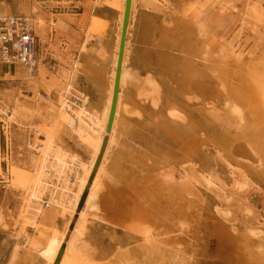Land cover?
<instances>
[{
  "label": "rangeland",
  "instance_id": "1",
  "mask_svg": "<svg viewBox=\"0 0 264 264\" xmlns=\"http://www.w3.org/2000/svg\"><path fill=\"white\" fill-rule=\"evenodd\" d=\"M43 22L37 19L39 37ZM132 23L102 213L79 217L63 246L66 256L77 264H109L121 250L167 244L162 264H223L215 238L206 234L216 221L264 256V0H134ZM97 26L93 31L92 22L87 33L101 36L105 26ZM50 50L52 61L38 57L33 70H0V99L10 110L3 129L0 124V264L25 252L27 264H46L44 244L16 221L8 228L5 218L13 211L73 215L80 166L93 157L80 140L86 155L71 150L76 113L83 98L91 102L84 66L53 41ZM93 117L85 114L86 124ZM63 155L65 173L51 160ZM53 178L62 179L61 190L50 184ZM117 216L125 229L115 225ZM157 224L161 234L147 237L143 230ZM25 225L44 243L64 239L55 228Z\"/></svg>",
  "mask_w": 264,
  "mask_h": 264
},
{
  "label": "crops",
  "instance_id": "2",
  "mask_svg": "<svg viewBox=\"0 0 264 264\" xmlns=\"http://www.w3.org/2000/svg\"><path fill=\"white\" fill-rule=\"evenodd\" d=\"M34 2L36 3V6L37 3L39 4V13L37 12V8L36 11H33ZM132 2H134V0H131L129 23L125 30V42H127V32L133 25V23L131 24L133 10ZM124 7L125 2L123 3L122 0H0L1 14L30 15L33 18L34 23L36 22L35 26L39 25V23H37L38 18H42L44 21V26L41 28L43 30V37H39L36 34V63L38 57L44 64L46 61L49 63L52 61L53 53L50 50L52 41L53 45L58 46L60 52H65L69 49L68 55L72 56L73 60L76 62L81 61V64L84 66L86 83L89 86L88 89L90 91V95H88L87 98L91 102L87 101L89 103H87V108H89L91 112H96V114L88 112L91 116H99L102 106L107 101L109 96L110 76L114 70V64L116 61H118L121 33L123 30ZM93 19H97L100 22L97 24L95 23V25L93 24V31H97L98 24L105 26L101 36L87 33V30L92 25ZM134 27H137L136 22L134 23ZM125 45L127 46V43ZM126 46L124 47V50ZM82 48L86 49L85 53L81 51ZM124 52L123 59L125 60ZM62 54L65 55V53ZM16 67L21 68L20 66L2 67L0 70H3L6 74L15 75ZM122 69L123 67L121 66V71H123ZM123 85L121 86L120 90H118L120 105H122L121 98ZM83 99L85 100L86 98ZM78 132L79 134L73 133V137H71V141H73L71 150L77 155H86L83 149L79 146L78 140H80L83 147L88 150L89 155L91 156L92 154L93 156V149L95 147L94 139L89 136H85L88 134L79 129V127ZM108 137H110V134ZM112 144L107 153V146L105 148L92 184L89 187L87 198L83 207L80 210L77 209L73 215L61 216V212L59 211H49L43 216H40L41 213H38L37 215H33V217L31 215L19 217L20 213L18 211H13V215L6 216L5 224L8 228L13 226V222H10V220L14 222L16 221L18 226L22 227V231L27 232L29 235L33 234L36 237L37 243L44 244V247L41 250V256L46 264H54L59 251L63 249V246L66 245L68 241L71 240L74 232L76 229H78L80 216H86L88 214L98 216L102 213L99 203L101 199L106 198L104 190L107 185L109 186L107 181L109 173L106 170V166L112 162L111 156L114 153L113 148H115L112 146ZM65 159L66 158L63 159V163L60 165L61 172L64 173L66 171L65 166H68ZM83 165L84 164H82V166ZM82 166H80L81 169ZM82 174L83 175L79 180L77 194L73 197L74 201L77 198L84 180V171ZM95 178L96 183L93 187ZM118 193L121 196L122 193ZM48 208L49 207H47V209ZM116 218L118 222L115 223V225L125 229L126 227L123 226L121 219H119L118 216ZM105 221L111 223L110 220ZM26 222L34 223L35 225H41L47 230L55 228L59 234H64V239L60 240L57 237H52L48 239V242L44 243V239L35 233V230L31 225H25ZM88 228L89 225H86V230ZM129 230L133 229L131 228ZM143 231L147 234V237L150 236L156 238V236L161 234L162 226L157 224V227H155L153 231L151 229H145ZM167 246V244H164L162 249H155L151 246L150 248L136 249L130 252L121 250L112 256V258L109 260V264H162L160 261H163V256L167 251ZM56 248L57 252L55 253V256H52V252ZM66 249H63V256L59 264H77L76 261L66 256ZM27 254L28 252H25L24 256L15 255L10 264H27ZM6 264H8V262Z\"/></svg>",
  "mask_w": 264,
  "mask_h": 264
},
{
  "label": "bare ground",
  "instance_id": "3",
  "mask_svg": "<svg viewBox=\"0 0 264 264\" xmlns=\"http://www.w3.org/2000/svg\"><path fill=\"white\" fill-rule=\"evenodd\" d=\"M122 2L124 3V2H126V0H122ZM132 3L134 4V2H132ZM124 10H125V7H124ZM95 23L97 24V23H100V22L97 19H93V24L95 25ZM126 43L127 42H125V44ZM124 63H125V60L123 59L122 67H124ZM116 69H117V61L114 64V70H113V72H112V74L110 76L108 99L104 103V105L102 106V109L100 111L99 116L93 117V119H90L91 125L86 124V122L84 120V115L85 114H89L88 110H87V103H88L87 99L81 101L82 105L79 108L80 110L76 113V117L79 119L78 120L79 129L83 130L90 137H93L92 139H94V142H95V147L93 149V157L91 159V162L89 163V165L88 164H86V165L84 164L82 166V169L84 171L85 176H84V180H83L82 186H81V188L79 190V193L77 195V198L75 200L76 203L79 202L82 194L86 190L87 191L89 190V187L92 184V182H91V184H89L87 181H89L91 176H93V178H94L96 170H97V168H98V166H99V164L101 162V159H102V156H103V153L105 151L106 146H107V148H106V153H107L109 151V148L111 147L112 142H113L114 129H115V125L117 124V118H118V113H119L118 112V108L120 106V104H119V92H118V98H117V103H116V108H115V115H114V118H113V122H112L110 133L106 132V127H107V124H108L110 109H111V105H112L113 90H114L115 77H116ZM20 70H21V68L16 67L15 73L18 74L17 72L20 71ZM124 78H125V73L123 71H121V75H120V79H119V90H120L121 86L124 83ZM260 94H261V96L263 98V101H264V93L262 92ZM66 102H68V104H69L68 100H65L63 103H66ZM236 109H238V108H236ZM0 112H1V114H4V112H7V111H4V110L0 109ZM69 123H70V120H69ZM109 134H110V137H108ZM108 138H109V141H108ZM104 140H105V145H104L103 151L101 153V147H102V144H103ZM107 141H108V145H107ZM66 157H67L66 155H63L60 158H57V157L53 158L51 156V160H52L53 164L55 165V167L57 169H59V171L61 170L60 169V165H62L63 159L66 158ZM55 161L57 162V164L54 163ZM93 178H92V181H93ZM95 183H96V178H95V180L93 182V187L95 186ZM176 191H174L173 193H175ZM173 196H174V194H173ZM175 197H176V195H175ZM227 216H228V213H227ZM207 228H208V233H206V234L209 237L215 238V240H216V246H217V251H216L217 256L216 257H218L222 261L223 264H264V256L260 255L259 253H257L253 249H250V246L248 245V242H247V240L245 238H242V237L240 238L238 236L236 237L234 234H232L230 231H228V229L224 225H222L221 223H219L217 221L216 222H212L209 225V227H207ZM61 239H62V237H61ZM202 243H203V241H202ZM202 243H201L200 239H198V244H199L200 248H202V246H203ZM60 251H59V253H60ZM56 252H57V248L53 250L52 256H55ZM59 253H58V255H59ZM58 255H57V257H58ZM62 256H63V252H62ZM62 256H61V258H62ZM61 258H60V260H61ZM60 260H59V262H60ZM55 262H54V264H55ZM59 262H58V264H59Z\"/></svg>",
  "mask_w": 264,
  "mask_h": 264
},
{
  "label": "built area",
  "instance_id": "4",
  "mask_svg": "<svg viewBox=\"0 0 264 264\" xmlns=\"http://www.w3.org/2000/svg\"><path fill=\"white\" fill-rule=\"evenodd\" d=\"M37 36L35 32V23L30 15H14V14H0V69L2 67L20 66L33 70L36 66L35 52H36ZM71 103L69 102V105ZM72 108V104L70 105ZM0 109L6 111L0 99ZM9 110V109H8ZM10 114L9 112H7ZM7 114V115H8ZM6 114H0L1 129L6 124L3 119L7 117ZM37 148V146H36ZM50 176L54 177L52 170L47 169ZM56 177V176H55ZM68 183L74 182L72 175L66 178ZM51 185L57 186V190H61L63 184L55 178L50 180ZM49 184V181H47ZM51 204L48 201H43L44 207H49Z\"/></svg>",
  "mask_w": 264,
  "mask_h": 264
},
{
  "label": "water",
  "instance_id": "5",
  "mask_svg": "<svg viewBox=\"0 0 264 264\" xmlns=\"http://www.w3.org/2000/svg\"><path fill=\"white\" fill-rule=\"evenodd\" d=\"M130 9H131V0H126L125 2V10H124V16H123V30L121 33V40H120V46H119V54H118V61H117V69H116V77H115V85H114V90H113V98H112V105L110 109V114H109V119H108V124L106 127V132L110 133L111 131V126L113 122V118L115 115V108H116V103H117V95H118V90H119V79H120V73H121V66H122V59H123V52H124V47H125V41H126V28L129 23V16H130ZM105 145V140L103 141L102 147H101V153L103 151ZM93 176L89 179L88 183L91 184ZM88 191L86 190L79 201L78 204V209L80 210L86 200ZM63 249L60 251L57 260L55 264H58L61 256H62Z\"/></svg>",
  "mask_w": 264,
  "mask_h": 264
}]
</instances>
